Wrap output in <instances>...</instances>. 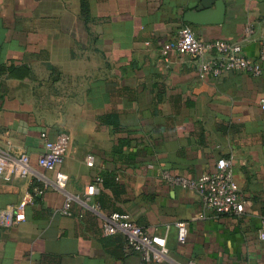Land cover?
I'll return each mask as SVG.
<instances>
[{
  "label": "crops",
  "instance_id": "obj_1",
  "mask_svg": "<svg viewBox=\"0 0 264 264\" xmlns=\"http://www.w3.org/2000/svg\"><path fill=\"white\" fill-rule=\"evenodd\" d=\"M0 0V152L26 154L36 177L0 179V210L35 185L43 194L24 221L0 227V264H264V64L200 78L194 58L160 49L187 26L202 41L239 43L256 60L264 39V0ZM70 137L55 172L38 166L41 134ZM119 147L114 153V148ZM92 155V167L86 157ZM232 156L242 214L220 216L192 192L170 188L167 170L187 178L212 173ZM104 214L128 213L147 235L165 239L161 263L143 262L122 235L104 237L82 197L96 177ZM46 184V186H45ZM189 222L184 244L175 225Z\"/></svg>",
  "mask_w": 264,
  "mask_h": 264
},
{
  "label": "built area",
  "instance_id": "obj_2",
  "mask_svg": "<svg viewBox=\"0 0 264 264\" xmlns=\"http://www.w3.org/2000/svg\"><path fill=\"white\" fill-rule=\"evenodd\" d=\"M255 29L248 25L244 29V36L239 43H230L222 40L202 41L193 31L185 26L178 31L177 36L166 42L160 49V56L167 59L170 53L188 55L194 58L200 78H217L225 73L242 72L251 77H259L262 74L264 64V39L260 41L259 52L256 60L246 58L242 54V44L255 40ZM264 109V101H261ZM44 141V154L38 160V166L47 172H55L53 186L56 190H64L67 176L56 172V168L62 164L70 145V137L67 134H59L54 140L41 134ZM94 157H86V165L92 167ZM234 159L232 156L217 160L212 173L202 174L197 178H187L167 170L161 171L159 176L167 186L198 194L207 209L220 216H235L242 214L244 202L239 195V189L233 176ZM36 175L33 173L29 157L26 154L16 156L0 152V179H26ZM38 181L42 177H36ZM102 179L96 177L94 183L88 185L82 197L66 194L64 206L60 211L63 215H70V207L74 201L80 202L96 214L101 222L100 230L104 237L122 235L128 248L138 253L143 262L161 263L166 260L168 249L164 238L149 236L128 213L113 212L104 214L99 204L94 201L97 193L96 185L101 184ZM46 186V184H45ZM43 194V188L35 185L30 195L17 205L0 210V227H11L24 221V208L28 202ZM176 240L184 244L188 236L189 222L182 221L175 225ZM258 238L264 241V221L258 232ZM188 264H193L188 262Z\"/></svg>",
  "mask_w": 264,
  "mask_h": 264
},
{
  "label": "water",
  "instance_id": "obj_3",
  "mask_svg": "<svg viewBox=\"0 0 264 264\" xmlns=\"http://www.w3.org/2000/svg\"><path fill=\"white\" fill-rule=\"evenodd\" d=\"M214 4L213 0H202L201 3V10L199 9V11H206L207 9L210 8V5Z\"/></svg>",
  "mask_w": 264,
  "mask_h": 264
},
{
  "label": "trees",
  "instance_id": "obj_4",
  "mask_svg": "<svg viewBox=\"0 0 264 264\" xmlns=\"http://www.w3.org/2000/svg\"><path fill=\"white\" fill-rule=\"evenodd\" d=\"M118 148H119V147L114 148V153L117 152ZM101 179H102V185H103V186H107V180H105V177L102 176ZM97 203L99 204L98 201H97ZM99 207H100V209H101L100 204H99Z\"/></svg>",
  "mask_w": 264,
  "mask_h": 264
}]
</instances>
